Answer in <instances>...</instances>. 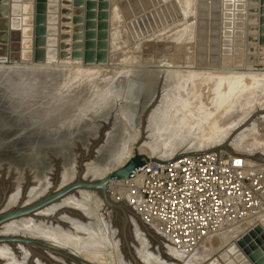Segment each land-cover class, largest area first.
I'll return each mask as SVG.
<instances>
[{
  "label": "rangeland",
  "instance_id": "obj_1",
  "mask_svg": "<svg viewBox=\"0 0 264 264\" xmlns=\"http://www.w3.org/2000/svg\"><path fill=\"white\" fill-rule=\"evenodd\" d=\"M88 1H90V3ZM88 1L86 2L85 0H83V3L76 6V7H75V5H72V7H71L72 12H70L69 16L72 18V20H74V18H78V20L75 22V24L72 22L73 24L69 25V27H70L69 32H67V31L63 32V33L69 34L71 37L68 40H63L66 44H68L69 48L65 47V49H63L61 51H66V52L69 51L71 53H74V52L80 53L79 56H81V57L85 56V54H88L87 56L92 57L91 59L94 61H97V59L99 60V58L101 57L103 60L102 61L100 60L97 63L107 64L108 60H109V55H108L109 51L108 50L110 49V47H109V28H110L109 9L111 7V3L115 5V2H117L118 0H112V2H110V0H105L104 2H102V0H94V1L88 0ZM121 1H122V3H121ZM232 1L233 0H194V1L192 0L191 4L196 2L195 4H192V6H194L193 7L194 15H192V17L194 16L193 17L194 19L191 16L189 17L188 12H187L188 10H183V8L180 7L178 2L177 1L175 2V0H120V1H118V7H119L120 12L122 14L121 15L122 19L124 22H127L126 25L124 26L125 30H124V32H122L124 34L121 33L119 35V38L122 36L120 39L121 40L123 39L122 40L123 43L118 38L117 47H116L117 50H116V53H114L115 59H116L115 63L118 65V67L117 66L113 67L112 69H114V71H112L110 73L108 72V74H110L108 76L106 75L107 73L102 71L104 69H96V70H101V72L103 74L100 71H98V72L93 71L94 72L92 74V76L94 75L93 77L91 76V74H89L90 76L76 75V77L73 78V80H74L73 82L71 81V82H65L64 83L63 81H61V83H60L57 81V79L59 77L61 78V75L65 76L67 74H70V73H72L70 71H72V69H75V68L78 69L80 67L81 68H83V67L88 68V67H85L84 63H83L84 66L74 65V61H78L75 59H70V61L69 60L68 61L67 60L62 61V60H58V59L48 60L47 63L51 64L50 66L47 65L48 68H53V67L57 68L58 67V69L55 68V70H58L55 72L56 73L55 77H57V78L54 77V79H50L47 82V74L44 75L43 78L45 80L44 79L43 80L46 83L40 82V81L38 82V84L36 86V93L33 94V99L30 100L32 103L30 105H32V107H31V109L27 110V113H25V115H26L25 118H26L27 115H29V113H36L38 110H40L39 112H41V111L49 112V109H51L50 107L56 106L61 111H59V109H57L56 111H58V112H55L52 115L55 117V115L59 114L61 116L64 113H66L68 111V108H69V110L73 108L72 111H73L74 115H72V118H75V121L77 122V120L80 117L79 115H81L82 117L78 120V123H80V124L78 126L76 125L77 127L72 126V127L67 128V129H71L69 135H58V136H54L53 138H51L49 136L48 137L42 136V137H40V139L37 137H35V138L31 137L33 135H27L29 138L21 139V137L25 135V134L24 135L21 134V129H23L22 126L19 125L20 123H18V122L16 124L17 126L13 123V122L16 123V120L13 117H12L13 118L12 119L8 115V113H6V108L9 107L8 103L1 101L0 102V122H2L3 126L0 127V162L9 164L10 168H7V167L0 164L1 165L0 166V200L2 198L3 193L6 190H8V187L10 188V186H11L10 196H14L12 201H11V199H9L8 206L6 208H8V207L14 208V207H17L18 205H20L19 202H21L20 200L22 199L21 193L23 194L25 192L24 187H22V185L29 186L28 187V189H29L28 200L29 199L31 200V199H34L35 197H37V195H39L38 193L41 192L40 191L41 189L39 191H37L38 186L35 183L36 180H38V179L46 180L47 178H50L51 179L50 181L53 182L54 176H55V173H56L57 167H58V164L54 160V157H58V156L60 157V159H61L60 167H62L63 171L66 169H69V171L72 170V172H73L72 167H76L75 163H76V159H77L78 153H79V147L78 146H82L83 148L86 149L91 144L90 140L98 139L99 132H101V130L102 131L105 130V128H103L104 123L108 124V121H109L108 120L109 119L108 114L111 113V111H113V108H114L115 103L117 101L121 102V105L119 106V108L120 107L121 108L118 110V115H120L119 112H121V109H122L123 97H125L126 99L128 97H131V95H135L137 97L138 96L142 97L145 93H147V91H145V90H147L146 87H148L149 91L153 90L156 87V89H155L156 93H154V95H155V96H153L154 98L151 99V100H153V101H151V104L149 105V103H148V105H147L148 109H146V111L142 117V120L140 123V128H139V136L137 137V139L134 142L135 147H137V143L140 139L139 137H141V135H142V130L145 129L148 138H146V140L143 143L153 144L154 142H157L156 140H158L159 142H157V143H160V144H158L157 153L160 152V153H158L160 156H161V154L166 155L167 154L166 152L172 153V151H174V154L175 153L176 154L181 153V152L185 151L186 146L191 147L192 144H193V146H195V145L199 146L200 150H203V149L207 150V149H209V147L211 148V150H213V149L222 147L223 145L229 143V145H231L230 148L231 149L233 148L234 154L237 153V155L242 156L244 158H247V156L245 157V155L248 154L249 156H251L254 163H257V162H255L256 159L259 161L264 159V121H263L264 120V118H263V116H264V102H263L264 101V88L258 87V84H259V86H261L263 84L262 80L264 79L263 78L264 77V75H263L264 74V70H263L264 69L263 68L264 67V62H263L264 61V38H263L264 37V23H261V20L264 19V13H262V8H264V5H262L260 3V0H258V3L255 1L253 2V0L252 1L251 0H244V1H240V2L236 1V0H234L233 2ZM102 3L105 4V7L102 6ZM238 3L245 5L246 9H244V8L238 9L237 8ZM195 11H197V12H195ZM59 15H61L60 12H59ZM250 16L258 19V23H256L254 25V27H256V29L254 30V34H250V30H249V25H250L249 17ZM102 17H106V20L104 21V19H102ZM136 18H137V20H136ZM101 21L106 23V30H104V31L100 30V28H99V24ZM123 21H121V22L124 23ZM130 21H132V22H130ZM128 22L131 24H129ZM238 22H241V24L240 25L236 24ZM92 25L94 26L93 29H91ZM59 29H60V25H59ZM99 32L105 33L106 36L104 38H101V39L98 38L97 33H99ZM161 32L163 35L162 34L160 35ZM61 33L62 32L59 31V35ZM92 33L95 35L94 38L90 37V35H92ZM123 35H125V36H123ZM151 36L152 37L155 36L154 37L155 39L151 38ZM190 36H191V38H190ZM149 39L151 40L150 43H149ZM60 41L61 40L59 37V43H60ZM146 41H148V42H146ZM153 44L155 46H153ZM144 45H145V47H144ZM191 45H193V46H191ZM129 51H132V52H129ZM127 52H128V54H126ZM125 54H126V56H125ZM128 56H130V57H128ZM6 61H7V59L0 60L1 68H3V67L7 68V64H5ZM27 61H28V63L33 62V61L30 62L31 60H29V59L26 61L24 60V62H27ZM79 61H81V60H79ZM58 63H59V66H57ZM66 64L67 65L70 64V67L67 66ZM249 64H252L254 66L250 68ZM29 65H30V67H29ZM35 65L36 64H28V65L26 64L25 67L26 68L28 67L31 69V67L33 68V67H35ZM52 65H54V66H52ZM36 66H38V65H36ZM94 66H96V65H94ZM174 66H175V68H174ZM23 67H24V65H23ZM61 67H62V69H60ZM68 67L71 68V70ZM179 67H182V68H180L181 70L179 69ZM171 68H173V69H171ZM221 68H226V69L224 70ZM123 69H124V71H123ZM178 69L180 72L178 71ZM228 69L229 70L232 69V70L229 71ZM233 69H234V72H233ZM235 69L237 70V72ZM243 69H244V71H243ZM248 69H255V70L259 69V70H257V72H255V70L249 71ZM260 69H262V70H260ZM168 70L171 72H169ZM59 71H60V73H59ZM117 71H119V72H117ZM224 71L225 72L228 71L226 73H230V72L233 74L235 73L234 75H236V73H238V71H239V74L243 73V72H244V74L245 73L250 74V73H253V71H254V73L256 74V75L255 74L254 75L257 76V78L252 74L249 76L243 75V77L244 76L247 77V79L245 77L243 78L244 79L243 84H244L245 80H248V78H249V80L251 79V81L254 79L255 81L254 80L252 81L254 83L256 82V80L259 79L258 84L255 83L257 85V88H256L255 84L251 83V82H250V84L248 83V85H247V83H246L247 81L245 82L244 85H242L243 87H245V89L247 88V90H245L244 88L241 87L242 88L241 89L242 95L246 94V92H247V95H248V92L251 93L250 94L251 102L248 106L249 109L246 108L245 109L246 111L244 110L243 114H241V117H239L240 120H239V118L236 119L237 122L235 121V123H236L235 125L238 128L235 127L234 123L231 124V126L232 125L233 126L230 129L227 126L229 130L227 129L226 126H222V128L219 127L221 129V131L223 130L224 134H223V132L222 133L220 132L219 135L221 137L218 135L213 139L214 141L216 139H219V141H217V140L215 141L216 143L211 141L212 139H209L208 137H206L208 134L207 135L205 134L206 136L204 134L199 135V136H195V134L191 135L192 132L190 134L189 133L187 134V132H190V131L186 132V130H185V131H182V133H181V131L179 133H177V134L181 135V137H180V135L176 136V134H172L169 131H167V132H169V133H167L165 130H162L163 133L162 132L157 133V130H156L157 127L156 128L152 127L151 129L149 128L150 125L154 122V121L152 122V120H151L152 117H150V116L155 111V109H158V107H159L158 105H161V102H162L161 99H163V97H165L167 94H169L168 92H170V93L172 92L173 96L175 93V95L177 97L174 96L172 100L174 101V103L177 100L178 102H176V104L182 103L181 100H182V97L184 96L183 93H186V92H188L185 94L186 96L187 95L190 96V95H192V93H195L197 96L201 94L203 97L205 95V97L211 98L213 96L212 95L213 90H211V92H210V89L209 90L206 89L207 91L212 93V94H210V93L207 94L208 92H206L205 88L203 86H201V83L199 82L200 77H198V75L202 74L204 76L207 75L206 77H208L209 74H210V76L215 74V73L217 75V74H221ZM4 72H6V71H4ZM63 73H64V75H63ZM189 73L195 75V77L193 75H190ZM224 73H222V74H224ZM98 74H102V76L98 75ZM168 74H170V76L171 77L173 76V77L171 78L169 76V78H170L169 79ZM261 74L263 75V77L261 76ZM166 75H167V77H166ZM258 75L261 76L262 78L261 79L258 78ZM182 76H183V78H182ZM184 76L187 79H184ZM196 76L198 77V79H196L197 78ZM251 76H253V77H251ZM108 77H110L108 80L109 82H107ZM100 78L102 79V81ZM166 78L168 79V81L170 80L169 81L170 84H168V81L166 82V80H167ZM103 80L104 81L106 80V82H107L106 84H109V85H107V88H106V86H104L105 83H103L104 82ZM132 81H133V83L137 82L138 84H132ZM100 82H101V85L103 84V87L100 86ZM130 82H131V84H130ZM163 83H165V84H163ZM187 83L191 86L193 85L192 86L193 89L191 86H188ZM139 84H140V86H139ZM195 84H196V86H195ZM184 85L186 87H188V89L186 87H184ZM109 87L110 88L113 87L115 89V91H117L116 96H118V99L110 107H104V108L102 107L103 109H101L100 108L101 105H100V103H98L99 97L97 96V92H98V95H100V93L104 92L105 90L107 91V89ZM169 87H170V89H169ZM249 87L251 88V92H250ZM126 88L129 90L130 94ZM132 88H133V90H132ZM137 88H138V90H137ZM158 88H159V90H158ZM162 88L166 89V91L162 90ZM176 88H177V91H176ZM254 88H256V89H254ZM203 89L205 90V93H204ZM126 90H127V92L125 95ZM141 90H144V92ZM169 90H171V91H169ZM253 90H255V91H253ZM160 91H162V92H160ZM190 91H193V92H191V94H190ZM166 92H167V94H165V96H164V93H166ZM56 93H57V95H56ZM122 93H123V97H122ZM253 93H254V95H253ZM60 94H61L62 98L59 97ZM92 94L94 96H92ZM195 94L193 95L194 97L196 96ZM209 95H212V96L210 97ZM186 96H184V97H186ZM179 97H181V100ZM87 98H90V99L88 100ZM191 98H192V96H191ZM57 100H58V103H57ZM183 100H184V98H183ZM85 102H86V106H85ZM49 105H50V107H49ZM63 107H64V110H62ZM233 107H234V103H233ZM250 107H252L251 110H250ZM167 109L169 110L168 112L171 111V113L174 116L175 115L181 116V114L179 113L180 108H177V106L174 107L175 110H173V112H172V110H170V109H172L171 107H169ZM65 110H67V111L65 112ZM8 112H10V111H8ZM168 112L166 115L169 114ZM248 114H250V115H248ZM64 115H66V114H64ZM259 115H260V117H259ZM5 116H7V117H5ZM244 116L247 117L248 119H246ZM4 117L6 119H4ZM118 117L124 126L125 124L122 121V118L120 116H118ZM147 117H149L150 119L149 118H148L149 120L146 119ZM168 117H169V115L165 116V119L163 118L164 120L160 119L159 121H157L159 118H156L157 123H160V124H156V121L154 124L157 126L158 125L161 126L162 124L166 123L165 122L166 119L169 122ZM47 118H45L43 120L41 117H38L37 120L43 122V121H47ZM242 119H244V122L241 121ZM163 121H164V123H163ZM239 121L241 122V124L242 123L243 124L241 125L240 123H238ZM253 121H255V123L252 124ZM36 124L37 125H35V126H37V128H38L39 127L38 125H40V123L37 122ZM251 124H252V126H251ZM72 128H73V130L74 129L78 130V131H76V134L74 136H72ZM153 128L155 130H152ZM224 128H225V130L226 129L227 130L225 131ZM120 129H121L120 124H117L114 129L112 128V131H113L112 137L113 138L111 139V142H109L106 145V147L104 149H102L100 151V153H98V155L94 158V160L92 162L93 165L100 166L103 169L105 168L106 170H108V169H111L112 167H116L115 164L118 165L119 162L124 160V158H125L124 155L122 156V153H120V151L122 152L121 148L123 147V145H122L123 142L120 139V137H121ZM231 129H232V131H230ZM250 129H253L252 131H250L252 133L246 132L247 130H250ZM110 130H111V128L108 129V131L106 130L105 132L108 133V132H110ZM63 131H65V129H63ZM240 131H241V133H240ZM227 134L229 135V137L227 136ZM155 135L156 136L159 135V138H158V136L156 137ZM222 136H224V137H222ZM242 136H244L242 143L238 144L239 145V147H237L238 149L237 148L235 149V147L232 145V143H235L238 140L237 138H243ZM166 137H167V139H164ZM235 137H237V138H235ZM173 138H174V140L178 139L177 141H174L176 146L174 145V143H172V144L167 143V141L173 140ZM200 138H201V140H200ZM233 138H234V140H233ZM35 139H38V141H36ZM160 139H162V140H160ZM196 139L199 141H197ZM221 139H222V141H221ZM235 139H236V141H235ZM153 140H154V142H153ZM165 140H166V142H165ZM202 140L204 142L210 141L209 144H211V145H208V143H204ZM125 141H127V142H125V148H123L124 153L127 152L126 148H127L128 142H129L128 137L126 138ZM220 141H221V143H220ZM231 141H234V142H231ZM161 142H162V144H161ZM177 142H179V143H177ZM198 142L201 144L203 143V145L201 146V144H199ZM212 142H213V145H212ZM52 143H54V144L51 146L47 145V144H52ZM119 143L120 144L122 143V144L120 145ZM180 143L183 145V146L181 145L182 147H180ZM196 143H198V144H196ZM45 144L47 146H44ZM169 145L171 146V149L169 148ZM163 147L168 148V149H165ZM163 149L165 150V152ZM169 149L171 150V152ZM177 150H179V151H177ZM234 150H238V151H234ZM225 152H227V151H225ZM220 153H224V152H220ZM117 158H118V160H117ZM253 162L250 165H253L254 164ZM11 166L18 169L20 172L19 171L17 172L16 170L12 169ZM13 173H14V175H13ZM73 174L74 173H72V175ZM89 177H92V174H91V176L89 175ZM67 180H70V178L65 176L63 181H67ZM18 181L22 183L21 185L18 184V185H20L19 187L15 186L16 183H18ZM31 186H32V188H31ZM34 187H35V191L37 193L35 191H33ZM31 190L34 192V194ZM7 192L9 193V190ZM32 196H33V198H32ZM73 196L80 199L82 194L73 195ZM14 198H16V199H14ZM15 202H16V204H15ZM102 204L99 206V208L101 207L100 210L102 209V212L99 211L100 213H103L104 207ZM54 206L56 208H54ZM54 206L51 207V209L49 208L47 210L42 211V213H40L42 216L47 217L50 220L49 221L42 220V221H46V222H40V223H38L36 220H34L35 225L36 226L41 225L40 227H44L45 229L53 230V232L55 231L56 233L62 232L65 235L69 234V236L70 235L72 236V233H73V236L75 235L74 238H79L80 237V236H78L79 234H77L73 230L74 227L70 223H67L65 221V220H67V218H68V220L70 218H71V220L74 219V217H75L73 215L74 212L72 211L73 214H63L65 209L72 210V208H73L72 205L70 206V204L67 205L65 203H60V204L54 205ZM92 206L95 208L96 203H93ZM57 207H58V209H57ZM96 210H98V209H96ZM133 210L134 209H132V211ZM40 214H39V216H41ZM262 215L264 216V214H262ZM262 215L259 216L261 218L254 217L250 220L252 221L255 218L256 219L257 218L262 219V217H263ZM57 218H58V220L56 221ZM62 218H64V219L66 218V219L64 220ZM95 218H96V219H94L95 226L96 227L101 226V228H105L104 227V225H105L104 221L101 220L102 217L100 215L98 216L96 214ZM134 220L132 221V227L128 233V238L130 239V243L132 246L134 256H136L140 260L141 264H152L151 261H153V264L154 263L158 264V262H159V264H163L165 262L167 264H170V263L171 264H173V263L174 264H192V263H189L190 261L187 258L189 255H186L185 253H180V255H183V256L185 255L184 258L175 259V257L173 256V259H172L170 256V252L167 250V248H165L166 246L162 242V239L160 237H158V239H156V241H153V239H151V237L144 232L145 230L140 228L139 222L138 221L136 222V220L135 221ZM250 220H248V222H251ZM61 221H62V223H61ZM113 221H114V223H113L114 229L111 228V230H110V228H109L108 231L107 232L105 231V232H106V236H107V238H106L107 242L111 243L110 244L111 249L114 250L115 253L118 250L117 253L119 256L116 253V261L119 264L120 263L134 264V262L131 260L130 256L127 254V250L125 248H123L124 244H123L122 239H121V227H122L121 225H123V217L119 213L115 216ZM245 222L246 223L243 222L242 224H246L247 226L251 225L250 223L248 224L247 221H245ZM239 224L238 225L236 224L237 227H235L236 225L234 224L233 228L234 229L236 228V230H237ZM44 225H46V226H44ZM50 226H51V228H50ZM242 226L243 225L239 226L240 230L239 229L237 230L238 233L235 230V232H230L231 234L226 235L228 238V240L226 238H225L226 240L224 239L226 244H227V242L229 243L231 239L232 240L236 239L235 236L237 234L239 235L241 233V230L243 228ZM240 227H242V228H240ZM225 228H228V226L223 228L224 231H225ZM247 228L248 227H245V225H244L243 230H245ZM56 229L58 231L62 229V231L57 232ZM229 230H232V229H229ZM140 231L142 233L144 232L143 233V237L145 236L144 242L142 241L141 238L139 239V237H138V234L140 233ZM224 231L221 230V232H224ZM226 231H228V229ZM261 232L264 235V231L261 230ZM218 234H219V232L217 234H214L213 236L215 237ZM2 236H6V235L4 234ZM7 236H28V237L30 236L31 237V235H24L21 233L9 234ZM32 237L36 238L35 236H32ZM81 238H83V237H81ZM83 239L85 240L86 238H83ZM89 239L91 240V238H89ZM89 239H87V241L85 240L86 244H88V245H89V243H88ZM164 239H166V238H164ZM213 240H214V238H212L211 241H213ZM217 240H218V237L213 241V245H212V247H210L211 250L208 251V253H210L209 254L210 257H209V259L206 260L207 263H211L214 261V259H213V261L211 259L213 257H217L216 254L219 251L217 249L218 248L220 249L221 246L223 247L222 244H225L224 242L222 244L219 242H216ZM85 241L81 240V243L82 242L85 243ZM166 241H168V240L166 239ZM89 242L90 243L92 242L91 244H93L95 241L92 240ZM257 242H258V243H256L257 246L254 245L255 251L252 254H250V256H248V254H246L245 252L244 253L248 257L244 256L245 255L244 253H242L240 251L239 252L236 251L235 254H232L231 256H229L227 258L228 264H238V263L239 264H264V256H263V254H264V237L262 240L258 238ZM91 244L89 245V246H91V248L92 247L95 248L94 246H96V245L98 246L97 242H95V244H93V245H91ZM7 245H9V244H7ZM11 246H13V245H11ZM11 249H12L13 253L15 251L14 254L18 258L19 262H21L22 264H23V262H24V264H29V260L27 259V257L25 258V256H26L24 254L25 252L24 253L20 252V247H18V248H16V247L12 248L11 247ZM215 250H217V251H215ZM195 251H193V252H195ZM42 252H44V251H42ZM211 252L212 253L214 252L215 254H211ZM43 254L45 256H42ZM43 254L40 255V257H41L40 259L36 260V264L40 260L45 261L47 258L48 259L44 262L45 264H48V263L50 264V262H51V264H56V263L57 264H60V263L61 264H72V263L76 264L71 259H69L67 257L64 258L62 255L56 254V256H55L53 253H49V252H44ZM48 255H49V257H48ZM42 257H43V259H44V257H46V259L43 260ZM151 257H153V259ZM229 258H230V260H229ZM65 259L67 260V262ZM180 259L182 260V262L180 261ZM183 259H185V260L187 259L186 262L187 261L188 262L186 263L185 260H183ZM149 260H150V262H149ZM0 261H2V260H0ZM207 263L205 262V263H201V264H207Z\"/></svg>",
  "mask_w": 264,
  "mask_h": 264
},
{
  "label": "bare ground",
  "instance_id": "obj_2",
  "mask_svg": "<svg viewBox=\"0 0 264 264\" xmlns=\"http://www.w3.org/2000/svg\"><path fill=\"white\" fill-rule=\"evenodd\" d=\"M13 1L14 0H9V13H19V12H24L25 10H26V5H27V3H26V0H22V2L21 3H17V4H13ZM86 2H87V0H85ZM118 1H120V0H118ZM118 1L117 2H115V5L114 4H112L111 3V7H110V9H109V24H110V28H109V47H110V49L108 50L109 51V60H108V63L107 64H100V63H97V62H95V63H86L85 62V60H84V56H82V58H67V59H63V58H61L60 57V54H59V49H58V46L57 45H55L54 43H53V41H54V38H50V35L48 36L47 35V45H46V51H47V53H48V56H47V59H46V62H44V63H34V62H32L33 61V57H30V56H32V55H34V49H35V46L33 45L32 46V55H31V53L30 54H26L27 52L25 51V49H24V46H22L23 44V41H24V39H23V37H24V34H23V36H22V41H20L21 43H20V45H21V47H20V51H21V53H19L18 54V57L17 58H14V57H11V53L9 52V49H8V53L5 55V56H0V60H3V59H7V61H6V63L5 64H7V68H5V67H3V68H1V66H0V87H2L3 88V90L5 91V93L6 94H8L9 93V95L7 96V97H9V99H15V103H14V105H16V106H19V108H21V110L24 112L23 114H24V117L26 116L25 115V113H27V110H29V109H31V107H32V105H30V104H32L31 103V99H33V94L34 93H36V86H37V84H38V82L40 81V82H45L44 80V75L45 74H47V82H48V80H50V79H54V77L56 76V71H58V70H55V68L56 67H53V68H48L47 67V65L48 66H50L51 64L50 63H47L48 62V60H51V59H58V60H62V61H65V60H69L70 61V59H75V60H78V61H74V65H76V66H84V64H85V67H88V68H75V69H72V71H70V72H72V73H70V74H67V75H65V76H62L61 75V78L59 77L58 79H57V81L58 82H60L61 83V81H63L64 83L65 82H73L74 80H73V78L74 77H76V75H83V76H90L89 74H91V76H92V74L94 73L93 71H100L101 72V70H96V69H104V70H102L103 72H105V73H107L106 75L108 76V75H110V74H108V72L110 73V72H112V71H114V69H112L113 67H115V66H117L118 67V65L115 63L116 62V59H115V55H114V53H116V47H117V40H118V38H119V35L122 33V32H124V30H125V28H124V26L126 25V23L127 22H124L123 21V19H122V14H121V12H120V9H119V7H118ZM178 2V4L180 5V7H182L183 8V10H188L187 12H188V15H189V17L191 16L192 17V15H194V11H193V7L194 6H192V4H195V3H192L191 4V1L192 0H175V2ZM194 1V0H193ZM15 2H17L16 0H15ZM52 2H54V0H49V4L50 3H52ZM110 2H112V0H110ZM34 3H35V5H36V2H35V0H34ZM58 6H59V8L61 9V0H58ZM121 3H122V1H121ZM20 5H22V8H21V6ZM35 5H34V9H35ZM19 7V8H18ZM179 7V8H180ZM23 8L25 9V10H23ZM20 10H22V11H20ZM195 10V9H194ZM15 11V12H14ZM195 12H197V11H195ZM34 16H35V12H34ZM185 16V15H184ZM194 17V16H193ZM192 17V18H193ZM194 19V18H193ZM192 19V20H193ZM60 20V19H59ZM136 20H137V18H136ZM190 20V19H189ZM121 21H123L124 23H122ZM133 21V20H132ZM132 21H130V22H132ZM191 21V20H190ZM194 22V21H193ZM192 22V23H193ZM129 23V22H128ZM184 23V22H183ZM129 24H131V23H129ZM25 23L23 22L22 24H21V26H20V29H24L25 28ZM193 25V24H192ZM175 26V25H174ZM127 27V26H126ZM173 27V26H172ZM47 28L49 29V26L47 25ZM170 30V29H169ZM168 30V31H169ZM127 31V30H126ZM167 32V31H166ZM22 33H23V31H22ZM33 33H35V24H34V32ZM158 33V32H157ZM10 34V33H9ZM122 34H124V33H122ZM162 34V32L160 33V35ZM156 35V34H155ZM158 35V34H157ZM163 35V34H162ZM192 35V34H191ZM123 36H125V35H123ZM194 36V35H193ZM192 36V37H193ZM122 37V36H121ZM120 37V38H121ZM147 37V36H146ZM155 36H151V38H153V39H155L154 38ZM119 38V40H121ZM125 38V37H124ZM190 38H191V36H190ZM34 39H35V37H34ZM123 40V39H122ZM121 40V41H122ZM128 40V39H127ZM195 40V39H194ZM33 41H35V40H33ZM126 41V40H125ZM143 41V40H142ZM8 42V47H10V40L9 41H7ZM140 42V41H139ZM138 42V43H139ZM146 42H148V41H146ZM145 42V43H146ZM151 42V40L149 39V43ZM122 43H123V41H122ZM129 43V42H128ZM157 44V43H156ZM193 44V43H192ZM7 45V44H6ZM123 45V44H122ZM133 45V44H132ZM196 45V44H195ZM140 46V45H139ZM150 46V45H149ZM153 46H155L154 44H153ZM191 46H193V45H191ZM137 47V46H136ZM142 47V46H141ZM144 47H145V45H144ZM148 47V46H147ZM196 47V46H195ZM188 48V47H187ZM180 49V48H179ZM54 50H56L55 52H54ZM136 50V49H135ZM181 50V49H180ZM183 50V49H182ZM188 50V49H187ZM169 51V50H168ZM31 52V51H30ZM129 52H132V51H129ZM166 52V51H165ZM196 52V51H195ZM134 53V52H133ZM188 53V52H187ZM126 54H128V52L126 53ZM126 54H125V56H126ZM194 54V53H193ZM130 55V54H129ZM132 55V54H131ZM185 55V54H184ZM195 55V54H194ZM128 57H130V56H128ZM194 57V56H193ZM14 58V59H13ZM31 60L30 62H32V63H28V61L27 62H24V60L26 61V60ZM79 60H81V61H79ZM72 61V60H71ZM181 61V60H180ZM57 62V61H56ZM190 62V61H189ZM2 63V62H1ZM73 63V62H72ZM84 63V64H83ZM141 63V62H140ZM144 63V62H143ZM24 65V67H23V65ZM26 64L28 65V64H36V65H38V66H36L35 65V67H31V69L30 68H26L25 66H26ZM61 64V63H60ZM1 65V64H0ZM62 65V64H61ZM67 65V64H66ZM72 65V64H71ZM94 65H96V66H94ZM162 65V64H161ZM182 65V64H181ZM32 66V65H31ZM52 66H54V65H52ZM57 66H59V63H58V65ZM67 66H69L70 67V64L69 65H67ZM189 66V65H188ZM29 67H30V65H29ZM68 67V68H69ZM73 67V66H72ZM95 70H94V69ZM126 68V67H125ZM174 68H175V66H174ZM177 68V67H176ZM180 68H182V67H179V69ZM187 68V67H186ZM4 71H6V72H4ZM6 69V70H5ZM56 69H58V67L56 68ZM60 69H62V67L60 68ZM67 69V68H66ZM70 70H71V68H69ZM171 69H173V68H171ZM179 69H178V71H179ZM184 69V68H183ZM190 69V68H189ZM221 69H226V68H221ZM3 72H2V71ZM118 70V69H117ZM122 70V69H121ZM181 70V69H180ZM229 70V69H228ZM230 70H232V69H230ZM229 70V71H230ZM236 70V69H235ZM249 71H251V70H254V69H248ZM247 70V71H248ZM264 70V69H263ZM9 71V72H8ZM61 71V70H60ZM60 71H59V73H60ZM123 71H124V69H123ZM153 71V70H152ZM165 71V70H164ZM169 71V70H168ZM175 71V70H174ZM185 71V70H184ZM241 71V70H240ZM243 71H244V69H243ZM242 71V72H243ZM246 71V72H247ZM69 72V71H68ZM117 72H119V71H117ZM169 72H171V71H169ZM180 72V71H179ZM225 72V71H224ZM224 72H222V73H224ZM226 72H228V71H226ZM224 73V74H217L216 75V73L215 74H213V75H211L210 76V74L208 75V77H206L207 75H202V74H200V75H198V77H200V83H201V86H203L204 88H205V90L206 89H210V92H211V90H213V94L212 93H210L209 91H207L206 90V92H208L207 94H212V95H209L211 98H209V97H205V95H204V97L200 94V95H196L195 93H192V95H190L191 94V92H193V91H190V96H186L185 94L186 93H188V92H186V93H183V95L184 96H186V97H182L181 95V97H182V100H181V97H179L180 98V100L182 101V103L181 104H176V102H178L177 100H176V102L174 103V101L172 100L173 99V97L174 96H176L175 95V93H174V96H173V93L171 92H168L169 94H167V92L166 93H164V96H165V94H167L165 97H163V99H161L162 100V102H161V105H158L159 107H158V109H155V111L152 113V115L150 116V117H152L151 118V120H152V124L150 125V129L152 128V127H154V128H156V130H157V133L158 132H162L163 133V131L162 130H165L166 132L167 131H169L170 133H172V134H176V136L177 135H180V134H177V133H179L180 131H181V133H182V131H185L186 130V132L187 131H190V132H187V134L189 133H191V135L192 134H195V136H199V135H202V134H208L206 137H208L209 139H212L211 141H213L214 143H216L215 141L217 140V141H219V139H216L215 141L213 140L216 136H218L219 134H220V132L222 133L223 132V130L221 131V129L219 128V127H221L222 128V126H228L229 127V129L233 126H231V124H233L234 123V125L236 124L235 123V121H236V119H238L239 117H241V114H243V111L246 109V108H248V106H249V104H250V102H251V96H250V94L251 93H249L248 92V95H247V92H246V94H243L242 95V91H241V89L242 88H244L245 89V87H243L242 85H244L245 84V82L247 83V85H248V83L250 84V82L251 83H254V82H252L251 81V79L249 80V78H248V80H245V82H244V84H243V81H244V77L247 79V77L246 76H244L243 77V75H254L255 73H254V71H253V73H250V74H244V72L243 73H240L239 74V71H238V73H236V75H234L233 73ZM233 72H234V69H233ZM236 72H237V70H236ZM255 72H257V70H255ZM5 73V74H4ZM58 73V72H57ZM66 73V72H65ZM102 73V72H101ZM173 73V72H172ZM194 73V72H193ZM198 73V72H197ZM201 73V72H200ZM219 73V72H218ZM262 73V72H261ZM103 74V73H102ZM102 74H98V75H101L102 76ZM112 74V73H111ZM117 74V73H116ZM190 74V73H189ZM204 74V73H203ZM212 74V73H211ZM258 74V73H257ZM59 75V74H58ZM63 75H64V73H63ZM96 75V74H95ZM146 75V74H145ZM190 75H193V74H190ZM234 75V76H233ZM256 75V74H255ZM254 75V76H255ZM264 75V74H263ZM263 75L261 74V76L263 77ZM94 76V75H93ZM92 76V77H93ZM106 76V77H107ZM169 76H170V74H168V78H169ZM187 76V75H186ZM194 77H195V75H193ZM261 76H259L258 75V78H262ZM100 77V76H99ZM111 77V76H110ZM110 77H108V79H107V82H109L108 80H109V78ZM166 77H167V75H166ZM171 77V76H170ZM173 77V76H172ZM171 77V78H172ZM189 77V76H188ZM197 77V76H196ZM198 77L196 78V79H198ZM251 77H253V76H251ZM256 78H257V76H255ZM55 78H57V77H55ZM78 78V77H77ZM80 78V77H79ZM98 78V77H97ZM180 78V77H179ZM178 78V79H179ZM182 78H183V76H182ZM264 78V77H263ZM44 79V80H43ZM85 79V78H84ZM101 79V78H100ZM167 79V78H166ZM165 79V80H166ZM170 79V78H169ZM175 79V78H174ZM184 79H187L185 76H184ZM183 79V80H184ZM193 79V78H192ZM56 80V79H55ZM259 80V79H258ZM258 80H256V82L255 83H257L258 84ZM77 81V80H76ZM101 81H102V79H101ZM104 81V80H103ZM134 81V80H133ZM133 81H132V84H138L137 82L136 83H133ZM168 81V79L166 80V82ZM170 81V80H169ZM168 81V84H170V82ZM172 81V80H171ZM179 81V80H178ZM181 81V80H180ZM194 81V80H193ZM192 81V82H193ZM255 81V80H254ZM55 82V81H54ZM78 82V81H77ZM106 82V80L103 82V83H105V85L104 86H106V88H107V85H109V84H106L107 83ZM112 82V81H111ZM173 82V81H172ZM185 82V81H184ZM188 82V81H187ZM261 82V81H260ZM262 82H263V84L261 85V86H259V84H258V87H263L264 88V79L262 80ZM46 83V82H45ZM178 83V82H177ZM254 83V84H255ZM115 84V83H114ZM123 84V83H122ZM130 84H131V82H130ZM155 84V83H154ZM163 84H165V83H163ZM167 84V85H168ZM173 84V83H172ZM183 84V83H182ZM61 85V84H60ZM73 85V84H72ZM166 85V86H167ZM175 85V84H174ZM187 85L188 86H191V85H189L188 83H187ZM90 86V85H89ZM94 86V85H93ZM97 86V85H96ZM100 86H102L103 87V84L101 85V82H100ZM111 86V85H110ZM118 86V85H117ZM131 86V85H130ZM139 86H140V84H139ZM144 86V85H143ZM150 86V85H149ZM157 86V85H156ZM182 86V85H181ZM193 86V85H192ZM191 86V87H192ZM195 86H196V84H195ZM194 86V87H195ZM200 86V85H199ZM250 86V85H249ZM254 86V85H253ZM255 86H256V88H257V85L255 84ZM142 87V86H141ZM162 87V86H161ZM175 87V86H174ZM184 87H186L185 85H184ZM183 87V88H184ZM242 87V88H241ZM251 87V86H250ZM249 87V88H250ZM82 88V87H81ZM101 88V87H100ZM105 88V87H104ZM103 88V89H104ZM105 88V89H106ZM116 88V87H115ZM118 88V87H117ZM145 88V87H144ZM143 88V89H144ZM147 88V90H145V91H147V93H145L142 97H140V96H135V95H131V97H128L127 99L125 98V97H123V93H122V97H123V102H122V109H121V112H119L120 113V115H118V116H120L121 118H122V121L124 122V127H125V129H126V132H127V137H128V140H129V142H128V144H127V152H123L124 150H123V148H125V143H124V145H123V147H122V152L120 151V153H122V156L124 155V160H122L121 162H119V164L117 165V164H115L116 165V167H112L111 169H108V170H106L105 168L103 169L102 167H100V166H95V165H93L92 164V162H90V163H88L87 164V166H86V178H88V179H95V180H97V179H101L102 177H104L107 173H109V172H111V171H113L114 169H116V168H120V167H122L125 163H127L132 157H133V155H134V152H135V150H138V152L139 153H141V154H144V155H146V156H148L150 159L151 158H157V159H159V160H161V161H163V162H167V161H170L171 159H174L177 155H179V154H193V153H201V152H203V151H215L216 153H220V152H225V151H229L230 150V148L229 149H227V148H216V149H213V150H211V148L208 146V145H211V144H209V142L207 141H203L204 143H208V147H209V149H203V150H200L199 148V146H196L195 144V146H193V144H192V146L191 147H187L186 146V149H185V151H183V152H181V153H178V154H174V151H172V153H168V152H166L165 154L166 155H162L161 154V156L158 154V153H160V152H158L157 153V147H158V144H160V143H157V142H159L158 140H156L157 142H154V140H153V144H149V143H142L140 146H137V147H135V144H134V142H135V140L137 139V137L139 136V128H140V123H141V120H142V117H143V115H144V113H145V111H146V109H148L147 108V105H148V103H149V105L151 104V101H153V100H151V99H153L154 97L153 96H155L154 95V93H156L155 92V89H156V87L153 89V90H150L149 91V89H148V87H146ZM168 88V87H167ZM172 88V87H171ZM178 88V87H177ZM177 88H176V91H177ZM187 89H188V87H186ZM197 88V87H196ZM256 88H254V89H256ZM109 89V90H108ZM107 89V91L105 90L104 92H102V93H100V95H98V92H97V96L99 97V99H98V103H100V108L101 109H103L104 107H110L114 102H116L117 101V99H118V96H116V94H117V91H115V89L113 88V87H109ZM127 89V88H126ZM131 89V88H130ZM151 89V88H150ZM169 89H170V87H169ZM192 89H193V87H192ZM57 90V89H56ZM61 90V89H60ZM118 90V89H117ZM128 90V89H127ZM127 90L125 91V95H126V92H127ZM132 90H133V88H132ZM137 90H138V88H137ZM158 90H159V88H158ZM162 90H164V91H166V89H164V88H162ZM179 90V89H178ZM196 90V89H195ZM204 90V89H203ZM205 90H204V93H205ZM245 90H247V88L245 89ZM249 90V89H248ZM58 91V90H57ZM94 91V90H93ZM100 91V90H99ZM103 91V90H102ZM141 91H143L144 92V90H141ZM168 91V90H167ZM169 91H171V90H169ZM253 91H255V90H253ZM252 91V92H253ZM257 91V90H256ZM61 92V91H60ZM128 92H129V90H128ZM160 92H162V91H160ZM159 92V93H160ZM183 92V91H182ZM250 92H251V88H250ZM258 92V91H257ZM256 92V93H257ZM93 93V92H92ZM177 93V92H176ZM202 93V92H201ZM63 94V93H62ZM91 94V93H90ZM95 94V93H94ZM129 94H130V92H129ZM147 94V95H146ZM196 95L195 97L193 96V95ZM198 94V93H197ZM55 95V94H54ZM56 95H57V93H56ZM138 95V94H137ZM140 95V94H139ZM253 95H254V93H253ZM252 95V96H253ZM92 96H94L93 94H92ZM129 96V95H128ZM191 96H192V98H191ZM207 96V95H206ZM59 97H61V94L59 95ZM97 97V98H98ZM177 97V96H176ZM175 97V98H176ZM194 97V98H193ZM62 98V97H61ZM73 98V97H72ZM75 98V97H74ZM174 98V99H175ZM183 98H184V100H183ZM255 98V97H254ZM58 99V98H57ZM68 99V98H67ZM88 100L90 99V98H87ZM177 99V98H176ZM55 100V99H54ZM59 100V99H58ZM58 100H57V103H58ZM155 100V99H154ZM160 100V101H161ZM255 100V99H254ZM33 101V100H32ZM74 101V100H73ZM86 101V100H85ZM43 102V101H42ZM75 102V101H74ZM120 102V101H119ZM258 102V101H257ZM264 102V101H263ZM158 103V102H157ZM233 103H234V107H233ZM254 104V103H253ZM68 105V104H67ZM88 105V104H87ZM120 105H121V102H120ZM180 105V106H179ZM232 105V106H231ZM85 106H86V102H85ZM94 106V105H93ZM156 106V105H155ZM177 106V108H180V110H179V113L181 114V116L179 115V116H174L172 113H171V111L170 112H168L169 110L167 109V108H169V107H171L172 109H170V110H172V112H173V110H175L174 109V107H176ZM46 107V106H45ZM49 107H50V105H49ZM83 107V106H82ZM103 107V108H102ZM150 107V106H149ZM157 107V106H156ZM233 107V108H232ZM51 109H49V112H46V111H41V112H39L40 110H38L36 113H29V115H27V117L25 118L28 122H32L34 125H37L36 123L37 122H39L40 123V125H38L39 127L37 128V130H38V133H40V134H54V133H57V131L58 130H60V129H67L68 127H72V125H74V124H77L78 123V120L82 117L81 115H79L80 117H79V119L77 120V122L75 121V118H72V115H74L73 114V111H72V109H70L69 110V108H68V111L67 110H65V112L66 113H64V114H66V115H55V117L54 116H52L55 112H58V111H56L57 109H59L58 107H56V106H52V107H50ZM66 108V107H65ZM121 108V107H120ZM119 108V109H120ZM76 109V108H75ZM249 109V108H248ZM252 109V107H250V110ZM62 110H64V107H63V109ZM90 110V109H89ZM177 110V109H176ZM59 111H61L60 109H59ZM246 111V110H245ZM254 111V110H253ZM256 111V110H255ZM39 112V113H38ZM96 112V111H95ZM151 112V111H150ZM149 112V113H150ZM167 112L169 113L168 115H169V117H168V120H169V122L167 121V119H166V123L165 124H162L161 126H157V125H155L154 123H155V121H156V118H159L157 121H159L160 119H162V120H164L165 119V116H168V115H166L167 114ZM175 112V111H174ZM61 113V112H60ZM245 113V112H244ZM248 113V112H247ZM251 114V113H250ZM250 114H248V115H250ZM259 114V113H258ZM149 116V115H148ZM174 116V117H173ZM247 116V115H246ZM257 116V115H256ZM263 116V115H262ZM5 117H7V116H5ZM4 117V119H6ZM38 117H41L43 120L45 119V118H47V121H38L37 119H38ZM245 117V116H244ZM259 117H260V115H259ZM119 118V117H118ZM149 117H147L146 119H148ZM164 118V119H163ZM246 119H248L247 117H245ZM251 118V117H250ZM263 118H264V116H263ZM13 119V118H12ZM150 119V118H149ZM148 119V120H149ZM260 119V118H259ZM120 120V119H119ZM239 120H240V118H239ZM157 121H156V124H160V123H157ZM241 121H243L244 122V119H242ZM246 121V120H245ZM264 121V120H263ZM6 122V121H5ZM12 122V121H11ZM10 122V123H11ZM148 122V121H147ZM237 122V121H236ZM257 122V121H256ZM15 125L17 124V121H16V123L15 122H13ZM150 123V122H149ZM163 123H164V121H163ZM238 123H240L241 124V122L239 121ZM253 123H255V121H253L252 122V124ZM154 124V125H153ZM243 124V123H242ZM241 124V125H242ZM250 124V123H249ZM252 124H251V126H252ZM20 125V124H19ZM230 125V126H229ZM11 126V125H10ZM17 126V125H16ZM239 126V125H238ZM256 126V125H255ZM15 127V126H14ZM77 127V126H76ZM228 127H227V129H228ZM235 127H237L236 125H235ZM234 127V128H235ZM254 127V126H253ZM17 128V127H16ZM22 128H24V127H22ZM152 129V130H155V129ZM238 128V127H237ZM236 128V129H237ZM250 128V127H249ZM20 129V128H19ZM226 129V130H227ZM228 129V130H229ZM255 129V128H254ZM224 130H225V128H224ZM225 130V131H226ZM253 129H250V130H247L246 132H248V133H252V132H250V131H252ZM230 131H232V129L230 130ZM244 131V130H243ZM242 131V132H243ZM169 132H167V133H169ZM155 133V132H154ZM227 133V132H226ZM233 133V132H232ZM240 133H241V131H240ZM239 133V134H240ZM244 133V132H243ZM171 134V135H172ZM184 134V133H183ZM223 134H224V132H223ZM236 134V133H235ZM238 134V135H239ZM154 135V134H153ZM146 136H147V134H146ZM156 136V135H155ZM154 136V137H155ZM158 136V138H159V135H157ZM156 136V137H157ZM175 136V135H174ZM175 136V137H176ZM187 136V135H186ZM190 136V135H189ZM220 136V135H219ZM227 136L229 137V135L227 134ZM240 136V135H239ZM245 136V135H244ZM244 136H242L243 138H237V137H235V138H237L238 140L236 141V139H235V143H232V145L235 147V149L237 148V147H239V145L238 144H241L242 143V141H243V139H244ZM151 137V136H150ZM149 137V138H150ZM153 137V136H152ZM155 137V138H156ZM179 137V136H178ZM180 137H181V135H180ZM183 137V136H182ZM192 137V136H191ZM204 137V136H203ZM221 137V136H220ZM222 137H224V136H222ZM233 137V136H232ZM247 137V136H246ZM140 138V137H139ZM148 138V137H147ZM161 138V137H160ZM185 138V137H184ZM196 138V137H195ZM218 138V137H217ZM151 139V138H150ZM163 139V138H162ZM162 139H160V140H162ZM164 139H167V137L166 138H164ZM186 139V138H185ZM191 139V138H190ZM207 139V138H206ZM228 139V138H227ZM232 139V138H231ZM126 140V139H125ZM169 140V139H168ZM178 140V139H177ZM176 139L174 140V138H173V140H169V141H167V143H169V144H172V143H174V145H175V142L174 141H177ZM180 140V139H179ZM184 140V139H183ZM182 140V141H183ZM197 140V139H196ZM200 140H201V138H200ZM226 140V139H225ZM233 140H234V138H233ZM152 141V140H151ZM172 141V142H171ZM181 141V140H180ZM179 141V142H180ZM197 141H199V140H197ZM196 141V142H197ZM201 141V142H202ZM221 141H222V139H221ZM221 141H220V143H221ZM125 142H127V141H125ZM148 142V141H147ZM165 142H166V140H165ZM179 142H177V143H179ZM213 142H212V145H213ZM227 142V141H226ZM231 142H234V141H231ZM250 142V141H249ZM185 143V142H184ZM183 143V144H184ZM193 143V142H192ZM199 143V142H198ZM198 143H196V144H198ZM219 143V142H218ZM224 143V142H223ZM120 144V143H119ZM120 144V145H121ZM161 144H162V142H161ZM199 144H201V143H199ZM231 144V143H230ZM245 144V143H244ZM3 145V144H2ZM173 145V146H174ZM182 144L180 143V147H182L181 146ZM189 145V144H188ZM203 145V143L201 144V146ZM206 145V144H205ZM204 145V146H205ZM221 145V144H220ZM238 145V146H237ZM246 145V144H245ZM166 146V145H165ZM168 146V145H167ZM176 146V145H175ZM178 146V145H177ZM215 146V145H214ZM219 146V145H218ZM231 146V145H230ZM121 147V146H120ZM207 147V148H208ZM163 148H165V147H163ZM169 148L171 149V146L169 145ZM173 148V147H172ZM165 149H168V148H165ZM169 149V150H170ZM174 149V148H173ZM181 149V148H180ZM238 149V148H237ZM160 150V149H159ZM164 150V149H163ZM176 150V149H175ZM232 150H233V148H232ZM242 150V149H241ZM246 150V149H245ZM167 151V150H166ZM177 151H179V150H177ZM234 151H238V150H234ZM118 152V151H117ZM116 152V153H117ZM163 152V151H162ZM164 152H165V150H164ZM170 152H171V150H170ZM241 152V151H240ZM242 153V152H241ZM114 154V153H113ZM119 155V154H118ZM236 155H237V153H236ZM244 155V154H243ZM237 156H239V155H237ZM247 156V158H245L247 161H248V163H249V165L250 164H252V162H253V160H252V158H251V156H249L248 154H246L245 155V157ZM116 157V156H115ZM114 157V158H115ZM118 157V156H117ZM111 159V158H110ZM117 160H118V158H117ZM116 160V161H117ZM257 160V159H256ZM256 162V161H255ZM254 163V162H253ZM151 164V163H150ZM255 164V163H254ZM107 165V164H106ZM75 166L76 167H72V169H73V172H72V170L71 171H69V169H66V170H62L61 171V174H60V182H61V186H64V185H66L67 183H69V182H71L73 179H74V177H75V175H76V172H77V164L75 163ZM90 166V167H89ZM72 173H74L73 175H72ZM92 174V177H89V175L91 176V174ZM13 175H14V173H13ZM69 177L70 178V180H67V181H63V179H64V177ZM51 179L50 178H47L46 180H43V179H38V181H35V183H36V185L38 186V190L37 191H39L40 189V193H38L39 195H37V197H35L34 199H29L28 200V192H29V189H28V187L29 186H25V185H22V187H24V193L22 194L21 193V195H22V199L20 200V201H23V205H27V204H29V203H31V202H33V201H36L37 199H39V198H41V197H43V195H45V193L48 191V189L53 185V182H51L50 181ZM18 184H22L21 182H19L18 181V183H16V185L15 186H17V187H19L20 185H18ZM34 184V183H33ZM115 184L116 185H121L122 184V182H112L110 185H109V188H111L113 191H116V188H115ZM33 186V185H32ZM32 186H31V188H32ZM40 186V187H39ZM14 187V186H13ZM8 190H9V193L7 194V198H6V202H5V204H4V206H3V208H2V210L1 211H7V210H9L11 207H8V208H6L7 206H8V202H9V199H11V201L13 200V197L14 196H10V194H11V186H10V188L8 187ZM8 190H6V191H8ZM21 190V189H20ZM32 191V190H31ZM30 191V192H31ZM33 191H35V187H34V190ZM32 191V192H33ZM120 192V194L122 195V193L123 192H121V190H120V188L118 187V189H117V192ZM36 192V191H35ZM81 192V193H80ZM37 193V192H36ZM33 194H34V192H33ZM78 194H82V198L80 197V199H78V198H76L75 196H73V195H78ZM32 195V194H31ZM30 195V196H31ZM19 196V195H18ZM80 196V195H79ZM72 197V198H71ZM30 198V197H29ZM32 198H33V196H32ZM14 199H16V198H14ZM100 199V200H99ZM3 200V195H2V198H1V200H0V203H1V201ZM66 200V201H65ZM15 201V200H14ZM101 201V202H100ZM11 203V202H10ZM9 203V204H10ZM21 202H19V204H20ZM60 203H65V204H70V206L72 205V210H67V209H65V211H64V213L63 214H73V212H74V219H72L71 220V218L68 220V218H67V220H65L64 218H62V219H64L67 223H70L73 227H74V231L77 233V234H79L78 236H80L79 238H74V236H73V233H72V236L70 235L69 236V234H67V235H65V234H63L62 232L61 233H56L55 231L53 232V230H50V229H45L44 227H40V226H36L35 225V223H34V220H36V219H33V218H30V217H26V218H21V219H17V220H13V221H9V222H7V223H5V224H3L2 225V227H0V238H3V237H21V238H28V239H32V240H39V241H41V242H43V243H46V244H48V245H50V246H53V247H55V248H58V249H61V250H64V251H67L68 253H71V254H74V255H77V256H79L80 258H82V259H84L85 261H87V262H90V263H92V264H119L117 261H116V253L118 252V250L116 251V253H115V251L114 250H112L111 249V243H109V242H107V236H106V232L108 231V229L110 228V230H111V228H113L114 229V221H113V219L115 218V216L117 215V214H119L120 212H112V211H110V210H106L105 208H103V213H100L99 211H101L102 212V209L100 210V208H99V206L103 203V201H102V199H101V194H100V192L99 191H96V192H90V191H79V192H77V193H74V194H71V195H69L68 197H66V198H64L62 201H60V202H57V203H55V204H53V205H51V206H49L48 208H46V209H44V210H47V209H51V207H53L54 205H58V204H60ZM93 203H96V207L94 208L93 206H92V204ZM100 203V204H99ZM15 204H16V202H15ZM124 204H128V202L126 201V202H124ZM11 205V204H10ZM64 205V204H63ZM103 205V204H102ZM129 206V205H128ZM69 207V206H68ZM130 207V206H129ZM54 208H56L55 206H54ZM53 208V209H54ZM131 208V210L133 209L132 207H130ZM57 209H58V207H57ZM96 209H98V210H96ZM44 210H42V211H44ZM55 210V209H54ZM42 211H40L38 214H37V217H41L42 215L40 214V213H42ZM73 211V212H72ZM47 213V212H46ZM39 214L41 215V216H39ZM96 214L99 216H101L102 218H101V220H103L104 221V227L105 228H101V226H99V227H96L95 226V223H94V219H96L95 218V216H96ZM121 214V216L123 217V214L122 213H120ZM62 215V214H61ZM263 216V215H262ZM42 217H44V216H42ZM29 218V219H28ZM47 218V217H46ZM99 218V217H98ZM259 218H261V217H259ZM28 219V220H27ZM136 220V218L134 217V216H130V222H131V227H132V221L133 220ZM250 219H252V218H250ZM250 219H248V220H250ZM58 220V218L56 219V221ZM99 220V219H98ZM134 220V221H135ZM248 220H246L247 221V223L249 224H251L250 226L248 225H246V224H242V223H240L239 224V226L240 225H243L242 227L244 228V225H245V227H248L247 229H245V230H243V228L242 227H240V228H242V230H241V233L238 235H236L235 236V238L236 239H234V240H230V242L228 243L227 241V244L225 243V240L227 239L228 240V238H227V236L226 235H228V234H231L230 232H235V230H236V228L234 229L233 227H234V224H227L226 226H228V228H225V231L228 229V231H224L223 229H222V231H224V232H219V234L218 235H216L215 237L212 235V237L210 236L208 239H206L199 247H198V249L195 251V252H193V253H185L186 255H189L187 258L189 259V263H192V264H201V263H207V259H209V254L210 253H208V251L209 250H211L210 249V247H212V245H213V241L218 237V240L216 241V242H219V243H225V244H222L223 245V247L221 248L220 247V249L218 248L217 250H219L218 252H217V254H216V256L217 257H213L211 260L213 261V259H214V261L213 262H211V263H207V264H228V261H227V258L229 257V256H231L232 254H235V252L236 251H240V252H242V253H246V254H248V256H250V254H252L254 251H255V249H254V245H256V243H258L257 241H258V238L259 239H263V237H264V235H263V233L261 232V230H263L264 231V216L262 217V219H253L251 222H248ZM38 223H40V222H46V221H42V220H36ZM136 222H137V220H136ZM61 223H62V221H61ZM103 223V222H102ZM112 223V224H111ZM123 223H124V218H123ZM244 223H246L245 221H244ZM42 224V223H41ZM138 224V223H137ZM43 225V224H42ZM236 225V224H235ZM238 225V224H237ZM237 225L235 226V227H237ZM44 226H46V225H44ZM65 226V225H64ZM67 226V225H66ZM140 226V225H139ZM239 226H238V228H237V230L239 229ZM49 227V226H48ZM50 228H51V226H50ZM141 228V227H140ZM66 229V228H65ZM142 229V228H141ZM149 231H150V233L151 234H153L155 237H160L161 239H162V242L164 243V245L166 246L165 248H167V250L170 252V256H171V258L173 259V256L175 257V259H179V258H184L185 257V255L183 256V255H180V253H183V252H180V251H178V250H176L174 247H172V245L170 244V242H168V241H166V239H164V237L163 236H161L160 234H158V232L157 231H155L154 229H152V228H147ZM229 229H232V230H229ZM236 230V232L238 233V231ZM240 230V229H239ZM56 231L57 232H59V231H62V229L61 230H57L56 229ZM106 231V232H105ZM139 232V231H138ZM145 232V231H144ZM143 232V233H144ZM16 233H21V234H24V235H31V237L29 236H7V235H9V234H16ZM143 233L140 231V233L138 234V237H139V239L141 238L142 239V241L144 242V237H143ZM146 233V232H145ZM6 235V236H2V235ZM217 234V233H216ZM145 235V234H144ZM32 236H35L36 238H33ZM77 236V237H78ZM81 237H83V238H86L85 240L87 241V239H89V238H91V240L89 239V241H95V242H97V244H98V246L96 247V246H94L95 248H91V246H89L91 243L88 241V243H89V245L88 244H86V241L83 239V238H81ZM38 238V239H37ZM212 238H214V240L213 241H211L212 240ZM226 238V239H225ZM160 239V240H161ZM225 239V240H224ZM81 240L82 241H85V243H81ZM212 243H211V242ZM95 242L93 243V244H95ZM142 242V243H143ZM211 243V244H210ZM9 245H7V243H3V244H0V260H2V261H0V264H22L21 262H19L18 261V258L15 256V251H14V253L12 252V249H11V247L13 248H18V247H20V252L22 253H24L26 256H25V258L27 257V259L29 260V264L31 263V261H33V264H36V260L37 259H40L41 257H40V255H42L44 252H49V253H53L55 256H56V254H58V255H61V254H59V253H57V252H53L54 250L53 249H44V248H41V247H37V246H31V249H32V251H33V253L35 254V259L34 260H32V253L28 250V248L24 245V244H18V245H15V244H12V243H8ZM93 244H91V245H93ZM144 244V243H143ZM11 245H13V246H11ZM259 245V244H258ZM11 246V247H10ZM18 246V247H17ZM257 246V245H256ZM87 247V248H86ZM14 250V249H13ZM16 250V249H15ZM217 250H215V251H217ZM262 250V249H261ZM38 251V252H37ZM42 251H44V252H42ZM214 251V252H215ZM212 253L211 252V254H215V253ZM17 253V252H16ZM244 253V254H245ZM39 254V255H38ZM47 254V253H46ZM244 255V256H247V255ZM117 255H118V253H117ZM42 256H45L44 254L42 255ZM64 258L65 257H67V258H69V259H71L74 263H76V264H81V263H78V262H76V261H74L71 257H68V256H65V255H62ZM119 256V255H118ZM247 256V257H248ZM263 256H264V254H263ZM262 256V257H263ZM48 257H49V255H48ZM51 257V256H50ZM177 257V258H176ZM246 257V258H247ZM57 258V257H56ZM66 258V259H67ZM152 259H153V257H151ZM42 259H43V257H42ZM46 259V257H44V259L43 260H45ZM48 259V258H47ZM46 259V260H47ZM55 259V258H54ZM59 259V258H58ZM57 259V260H58ZM65 259V260H66ZM118 259V258H117ZM174 259V260H175ZM45 260V261H46ZM68 260V259H67ZM67 260H66V262H67ZM119 260V259H118ZM183 260H185V259H183ZM187 260V259H186ZM186 260H185V262H186ZM229 260H230V258H229ZM45 261H38V263L37 264H45L44 262ZM51 261V260H50ZM163 261V260H162ZM180 261L182 262V260L180 259ZM3 262V263H2ZM43 262V263H42ZM120 262V261H119ZM149 262H150V260H149ZM152 262V264H153V261H151ZM158 262V261H157ZM178 262V261H177ZM188 262V261H187ZM186 262V263H187ZM233 262V261H232ZM60 263V262H59ZM180 263V262H179ZM184 263V262H183ZM236 263V262H235ZM23 264H24V262H23ZM49 264V263H48ZM50 264H51V262H50ZM57 264V263H56ZM61 264V263H60ZM73 264V263H72ZM120 264H123V263H120ZM155 264V263H154ZM158 264H159V262H158ZM163 264H167L166 262L165 263H163ZM171 264V263H170ZM174 264V263H173ZM239 264V263H238Z\"/></svg>",
  "mask_w": 264,
  "mask_h": 264
},
{
  "label": "water",
  "instance_id": "obj_3",
  "mask_svg": "<svg viewBox=\"0 0 264 264\" xmlns=\"http://www.w3.org/2000/svg\"><path fill=\"white\" fill-rule=\"evenodd\" d=\"M15 0L13 1V4L21 3L22 0ZM88 1V0H87ZM94 1V0H92ZM105 0H102L104 2ZM234 1V0H233ZM232 1V2H233ZM236 1H244V0H236ZM252 1V0H251ZM257 2L258 0H253V2ZM36 5L34 3V0H26V10L24 12L19 13H9V0H0V56H5L9 52L11 53V57L17 58L18 54L21 53L20 51V41H22V36L24 34V41L23 45L26 54L32 55V46H35L34 49V55L30 56L33 57L34 63H44L46 62L48 53L46 51V45H47V35H50V38H54L53 43L58 46L60 57L63 59L67 58H82L80 53H71L69 51H61L65 49V47H68V44H66L63 40H68L71 36L69 34L63 33V32H69L70 31V24H75V22L78 20V18H72L69 16L70 12H72V5L78 6L83 3V0H61V9L58 6V0H54V2L49 4V0H35ZM90 3V1H88ZM94 3V2H93ZM260 3L264 5V0H260ZM35 5V9H34ZM22 8V5H20ZM102 6L105 7V4L102 3ZM19 8V7H18ZM238 9H246L245 5H242L238 3L237 5ZM15 12V11H14ZM35 12V16H34ZM59 12L61 15H59ZM262 13H264V8H262ZM245 15V14H244ZM243 17V16H242ZM244 18V17H243ZM60 19V20H59ZM104 21L106 20V17H102ZM25 23V28L20 29V26L22 23ZM73 22V23H72ZM249 30L250 34H254V30L256 27L254 25L258 23V19L254 18L252 16L249 17ZM261 23H264V19L261 20ZM34 24H35V33L34 32ZM238 25L241 24V22L236 23ZM47 25L49 26V29L47 28ZM60 25V29H59ZM94 26H91V29H93ZM100 30H106V23L101 21L99 24ZM23 31V33H22ZM59 31L62 33L59 35ZM10 33V34H9ZM98 38H104L106 35L103 32L97 33ZM35 37V39H34ZM59 37H60V43H59ZM91 38H94L95 35L92 33L90 35ZM264 38V37H263ZM262 38V39H263ZM10 40V47H8V42ZM35 40V41H33ZM7 44V45H6ZM60 44V45H59ZM76 46V45H75ZM31 51V52H30ZM56 50H54L55 52ZM57 52V51H56ZM55 52V53H56ZM88 54H85L84 60L86 63H95L102 61L103 59L100 57L97 61L92 60V57H88ZM13 58V59H14ZM251 60V59H250ZM249 60V61H250ZM264 62V61H263ZM250 68L254 65L249 64ZM263 67V66H262ZM264 68V67H263ZM255 70V69H254ZM259 70V69H256ZM262 70V69H260ZM9 95L5 93L2 87H0V102H7L9 107L6 108V113L12 118H14L22 127L21 134L27 135H33L31 137L39 138L42 136H49L53 138L54 136L58 135H69L71 129H60L57 131V133L54 134H40L38 133L37 126H35L32 122H28L24 117V112L19 108V106L14 105L15 99L7 97ZM120 102L117 101L115 103V106L113 108V111L108 114V124L104 123L103 128L105 130H101L99 132L98 139L90 140V146L88 148H83L82 146L79 147V153L78 157L76 159L77 164V172L74 177V179L67 183L64 186H61L60 182V174L62 171V167H60L61 159L60 157H54V160L57 162L58 167L57 171L54 176L53 185L48 189V191L43 195V197L37 199L36 201H33L27 205H23V201H21L20 205L14 208H10L7 211H1L7 198L8 192L5 191L3 193V200L0 203V227H2L3 224L21 219L30 217L36 220H46L49 221L50 219L46 217H37V214L48 208L49 206L62 201L64 198L68 197L71 194L77 193L79 191H90V192H96L99 191L101 194V199L103 201V207L106 210H110L112 212H120L123 214L124 223L121 225V239L123 242V248L127 250V254L130 256L131 260L134 262V264H141L140 260L134 256L132 246L130 243V239L128 238V233L131 230V222H130V216H134L136 220L139 222V225L142 229L145 230L146 234L153 239V241H156L158 239L153 234L150 233V231L147 228H150L143 220L142 218L135 212L132 211L131 208L124 204V203H116L112 200L111 194H110V188L109 185L112 182H123L126 180H131L135 173L142 169L144 166L150 163H156V164H172L180 159H183L185 157H191V156H204L209 153H216L215 151H203L201 153H193V154H179L174 159H171L170 161L163 162L157 158H149L148 156L141 154L138 152V150H135L133 157L125 163L122 167L116 168L113 171L107 173L104 177L101 179H88L86 178V166L88 163L93 162L94 158L100 153L102 149L106 147V145L111 142L112 137V128L114 129L117 124L121 125L120 134H121V141L123 142V145L125 143V139L127 138V132L123 124L118 118V110H119ZM10 111V112H8ZM7 115V114H6ZM80 123L72 125L78 126ZM108 125V126H107ZM3 126L2 122H0V127ZM107 126V127H106ZM110 132L106 133L105 131L110 129ZM77 129L72 128V136L76 134ZM28 133V134H27ZM22 136L21 139H27L28 136ZM146 130H142V135L137 143V146H140L145 140H146ZM38 141V139H35ZM47 141V140H46ZM47 144L48 146L53 145ZM79 144V143H78ZM46 144L44 146H47ZM220 148H230L229 143L223 145ZM122 149V148H121ZM229 154L230 156L236 157L237 155L234 154L233 150L230 148L229 151L225 152ZM258 164L264 165V159L261 161L256 160ZM1 165L10 168V165L7 163H1ZM0 165V166H1ZM12 169L19 171L18 169L11 166ZM20 172V171H19ZM38 181V180H36ZM3 243H12L15 245L18 244H24L28 250L32 253V260L35 259V254L33 253L31 246H37L44 249H53V252H57L61 255H65L68 257H71L74 261L81 263V264H92L90 262L85 261L84 259L80 258L77 255L68 253L67 251L55 248L53 246H50L46 243H43L41 241L32 240L28 238H21V237H3L0 238V244ZM30 264H33V261H31Z\"/></svg>",
  "mask_w": 264,
  "mask_h": 264
},
{
  "label": "built area",
  "instance_id": "obj_4",
  "mask_svg": "<svg viewBox=\"0 0 264 264\" xmlns=\"http://www.w3.org/2000/svg\"><path fill=\"white\" fill-rule=\"evenodd\" d=\"M115 188H110L114 202L127 201L183 253H192L228 223L264 214V165L225 152L147 164Z\"/></svg>",
  "mask_w": 264,
  "mask_h": 264
}]
</instances>
